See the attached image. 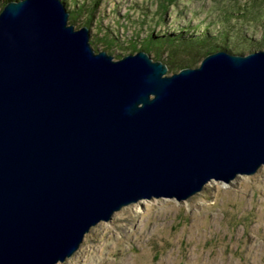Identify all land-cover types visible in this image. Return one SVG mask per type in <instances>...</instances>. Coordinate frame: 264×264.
Masks as SVG:
<instances>
[{
    "label": "water",
    "instance_id": "1",
    "mask_svg": "<svg viewBox=\"0 0 264 264\" xmlns=\"http://www.w3.org/2000/svg\"><path fill=\"white\" fill-rule=\"evenodd\" d=\"M114 59L63 0L0 12V264H57L142 198L184 200L264 165V49L173 74Z\"/></svg>",
    "mask_w": 264,
    "mask_h": 264
},
{
    "label": "rangeland",
    "instance_id": "2",
    "mask_svg": "<svg viewBox=\"0 0 264 264\" xmlns=\"http://www.w3.org/2000/svg\"><path fill=\"white\" fill-rule=\"evenodd\" d=\"M63 2L69 24L87 26L95 51L116 60L142 50L150 35H207L219 45L214 51L264 49V0ZM3 7L0 0V12ZM168 47L148 52L167 64V74L205 57L171 58ZM57 264H264V165L230 182L212 180L184 200L162 196L125 205Z\"/></svg>",
    "mask_w": 264,
    "mask_h": 264
},
{
    "label": "trees",
    "instance_id": "3",
    "mask_svg": "<svg viewBox=\"0 0 264 264\" xmlns=\"http://www.w3.org/2000/svg\"><path fill=\"white\" fill-rule=\"evenodd\" d=\"M11 0H4V6ZM74 18V17H73ZM75 21V18L74 20ZM158 49H165L169 46L168 50L171 53L170 57L174 58L176 55L181 54L183 57L199 58L201 55H207L213 52L219 45L214 43L207 35L205 37H192L185 36L182 33L178 36H153L150 35L142 50L147 52L151 51L152 47ZM190 60V59H189ZM176 62L174 59L171 63Z\"/></svg>",
    "mask_w": 264,
    "mask_h": 264
}]
</instances>
